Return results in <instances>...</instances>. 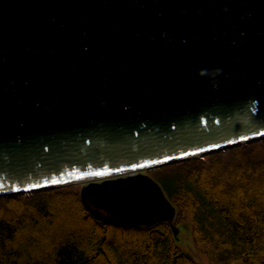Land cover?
Returning <instances> with one entry per match:
<instances>
[{"label":"water","instance_id":"water-1","mask_svg":"<svg viewBox=\"0 0 264 264\" xmlns=\"http://www.w3.org/2000/svg\"><path fill=\"white\" fill-rule=\"evenodd\" d=\"M263 140L264 0H0V198L173 226L142 171Z\"/></svg>","mask_w":264,"mask_h":264},{"label":"trees","instance_id":"trees-1","mask_svg":"<svg viewBox=\"0 0 264 264\" xmlns=\"http://www.w3.org/2000/svg\"><path fill=\"white\" fill-rule=\"evenodd\" d=\"M154 178L210 264H264V140ZM172 228L98 222L74 186L0 198V264H198Z\"/></svg>","mask_w":264,"mask_h":264},{"label":"rangeland","instance_id":"rangeland-1","mask_svg":"<svg viewBox=\"0 0 264 264\" xmlns=\"http://www.w3.org/2000/svg\"><path fill=\"white\" fill-rule=\"evenodd\" d=\"M154 172L155 170L152 169L145 170L146 175L152 177L153 179H155ZM72 186L78 190H81L83 184ZM177 229L179 230L177 237L178 239L176 241L177 246L181 248L186 254L191 256L198 264H210L207 255L200 252L196 247L193 239L192 229L187 218L178 223Z\"/></svg>","mask_w":264,"mask_h":264},{"label":"snow or ice","instance_id":"snow-or-ice-1","mask_svg":"<svg viewBox=\"0 0 264 264\" xmlns=\"http://www.w3.org/2000/svg\"><path fill=\"white\" fill-rule=\"evenodd\" d=\"M96 175H101V173H96Z\"/></svg>","mask_w":264,"mask_h":264}]
</instances>
